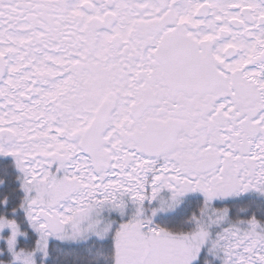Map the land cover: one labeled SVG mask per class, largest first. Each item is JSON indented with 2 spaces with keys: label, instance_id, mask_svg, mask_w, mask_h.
<instances>
[{
  "label": "snow or ice",
  "instance_id": "6c2138e0",
  "mask_svg": "<svg viewBox=\"0 0 264 264\" xmlns=\"http://www.w3.org/2000/svg\"><path fill=\"white\" fill-rule=\"evenodd\" d=\"M0 264H264V0H0Z\"/></svg>",
  "mask_w": 264,
  "mask_h": 264
}]
</instances>
